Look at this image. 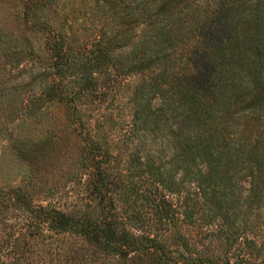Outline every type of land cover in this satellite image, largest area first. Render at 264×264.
I'll return each mask as SVG.
<instances>
[{
	"label": "trees",
	"instance_id": "obj_1",
	"mask_svg": "<svg viewBox=\"0 0 264 264\" xmlns=\"http://www.w3.org/2000/svg\"><path fill=\"white\" fill-rule=\"evenodd\" d=\"M29 1L52 55L14 63L8 106L59 109L44 133L79 145L64 209L0 190V264H264V0ZM130 78L109 137L100 103ZM193 228L224 250L193 256Z\"/></svg>",
	"mask_w": 264,
	"mask_h": 264
},
{
	"label": "rangeland",
	"instance_id": "obj_2",
	"mask_svg": "<svg viewBox=\"0 0 264 264\" xmlns=\"http://www.w3.org/2000/svg\"><path fill=\"white\" fill-rule=\"evenodd\" d=\"M29 3V0H0V190L8 191L11 187L18 186L34 187L38 192L34 196L37 204L42 201V204L46 205L47 201L56 199L62 209L63 205L67 207L69 201H72L69 173L73 169L71 163L79 141L72 133H65V137L60 136L62 133H53L57 127L54 131L44 133L42 125L48 130L47 123L54 127L59 121L60 129L64 122L61 111L55 107L46 110L37 118L25 119L19 108L12 111L8 106V101L14 98L18 103L23 96H18L22 91L19 87L22 82L20 68H16L14 63L21 60L20 57H31L36 61L43 59L44 62L52 55L47 46L50 35L47 29L41 28L46 21L45 14H40L39 11L33 14V11L28 10ZM26 14H29V18ZM54 21L61 24L63 19ZM35 23H39L40 27ZM14 44L19 45L18 51ZM133 82L134 79L130 78L116 82L115 86L106 89L109 95L102 99L104 101H101L99 106V113L101 116L104 113L106 119L102 120L99 126L109 137L113 135L121 120L130 119L129 107L125 100ZM57 150L60 153V162H57L56 166L44 163L45 153H54ZM52 188L59 193L51 196ZM10 218H13V215H10ZM196 233V228L191 229V241L195 246L197 241L198 245L193 256H218L224 250L217 247L213 240L214 235L211 237L210 233ZM232 253L238 254L232 250L227 254L231 257Z\"/></svg>",
	"mask_w": 264,
	"mask_h": 264
}]
</instances>
